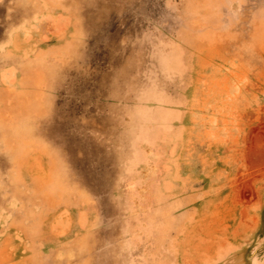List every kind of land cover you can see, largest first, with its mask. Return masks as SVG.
I'll list each match as a JSON object with an SVG mask.
<instances>
[{"label": "rangeland", "instance_id": "1", "mask_svg": "<svg viewBox=\"0 0 264 264\" xmlns=\"http://www.w3.org/2000/svg\"><path fill=\"white\" fill-rule=\"evenodd\" d=\"M0 264H264V0H0Z\"/></svg>", "mask_w": 264, "mask_h": 264}]
</instances>
